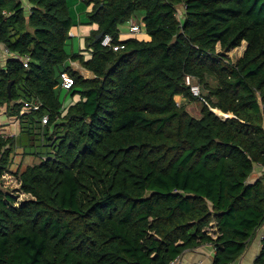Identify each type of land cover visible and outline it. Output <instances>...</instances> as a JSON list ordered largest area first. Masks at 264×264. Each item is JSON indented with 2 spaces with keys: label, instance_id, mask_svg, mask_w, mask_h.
Returning <instances> with one entry per match:
<instances>
[{
  "label": "trees",
  "instance_id": "16d2710c",
  "mask_svg": "<svg viewBox=\"0 0 264 264\" xmlns=\"http://www.w3.org/2000/svg\"><path fill=\"white\" fill-rule=\"evenodd\" d=\"M85 1L97 28L76 51L69 0H0V42L29 57L0 60V264H170L203 244L238 261L264 225V0ZM138 11L147 38L122 39ZM20 147L39 161L12 170Z\"/></svg>",
  "mask_w": 264,
  "mask_h": 264
},
{
  "label": "crops",
  "instance_id": "0c3cea01",
  "mask_svg": "<svg viewBox=\"0 0 264 264\" xmlns=\"http://www.w3.org/2000/svg\"><path fill=\"white\" fill-rule=\"evenodd\" d=\"M23 2L24 4H27L26 0H23ZM69 4L71 5V13L75 21V26L72 28V32L75 36L72 39L77 38L76 40H73L74 42L73 49H75L76 51H80L82 50V48H84L82 46V38H85L86 36L90 35L91 32L97 28V25L81 23V20L84 17V12L88 8L85 0H69ZM132 22H135L134 19L123 23L124 24L123 30L125 32H128V34L130 33V37L132 35L130 31ZM142 29H143V26H142ZM120 30H121V38H123L122 29L120 28ZM136 36L147 38L145 29L142 30L141 33L136 34ZM83 52L86 54V56L90 55V52L88 50L83 51ZM0 53H1L0 60L2 62H5L9 58V55L5 54L2 50L0 51ZM71 64L76 69L80 70L81 74L84 75L86 78L93 76L92 71L83 67L80 62L71 61ZM62 94L64 95V101L66 102V104H70L71 102H74L79 97L77 95L74 96V98L70 97L66 89L62 90ZM11 126H7V128L9 129L11 128ZM12 128H13V131L16 132V127L14 125L12 126ZM263 173H264V165H257L255 168L254 175L251 178V180L252 181L256 180ZM262 234H264V225L258 230V233L256 234V236L249 243V246L247 250L245 251V253L238 259V261L234 262V264H254V261L257 258L260 248H261V235ZM214 255H215L214 247L211 244H203L196 248H190V249L185 250L184 253L182 254V262L184 264H213Z\"/></svg>",
  "mask_w": 264,
  "mask_h": 264
},
{
  "label": "rangeland",
  "instance_id": "374dc122",
  "mask_svg": "<svg viewBox=\"0 0 264 264\" xmlns=\"http://www.w3.org/2000/svg\"><path fill=\"white\" fill-rule=\"evenodd\" d=\"M143 15H144V12L138 11L136 16L134 17V21L136 23H139L142 26H144ZM123 25L124 24L120 25V28L122 29V33H123L122 34V36H123L122 39L129 38L130 37V33L128 34V32H125L123 30V27H124ZM133 36H136V34H132L131 35V37H133ZM76 39L77 38L69 40V48H71L72 43H74L73 40H76ZM82 46L85 47V38H82ZM246 46H247V43H246V41H244L241 46L228 51L227 54L231 58L232 61L236 62L238 60V58H240L243 55ZM218 49L220 50V47H218ZM188 82H190V81H188ZM191 83L192 84H198L196 80L191 81ZM200 87L202 89V86H200ZM78 99H79V97H78ZM179 101H181V100H179ZM187 106H188L189 110L194 115H200L201 106H202V104L200 102H191ZM215 109H216L217 112H219L218 113L219 115H221L223 118H225V114H227V113L224 114V112H220L217 108H215ZM1 111L2 112H0V126H4L5 129H8L7 126H11L12 123L10 124L9 118L4 113L5 107ZM21 159H23V160H21ZM38 161L39 160H36V158L33 155H30V154L25 155L24 149H22V147H20V148H17V153H16V156H15V160H13L11 168H12V170H16V171H17V168L22 170L28 164H32V163H35V162H38ZM2 182H3V186L6 189H9L11 192H13L14 194L17 195V200L18 201H23V200H25L27 198L28 195H26L25 193L19 191L20 183H19V181L17 179V176H16L14 171L8 172L4 176V181H2Z\"/></svg>",
  "mask_w": 264,
  "mask_h": 264
},
{
  "label": "built area",
  "instance_id": "2783aa9c",
  "mask_svg": "<svg viewBox=\"0 0 264 264\" xmlns=\"http://www.w3.org/2000/svg\"><path fill=\"white\" fill-rule=\"evenodd\" d=\"M27 4H26V8H30V3L29 0H26ZM5 14H8V12L4 11ZM130 31L133 34H139L142 32V26L138 23L133 22L131 27H130ZM70 35H74L73 32H70ZM101 44L105 47H110L113 48L115 50H118L120 47H124L123 45H118V44H114L113 43V37L109 34H106L105 36H103ZM3 51L5 54L13 57H20L23 60L24 65L27 67L28 63H29V57L28 56H20L19 54L13 53L6 45H4L3 43L0 42V51ZM0 57H1V53H0ZM61 78H62V82L61 85L65 88L68 89L70 88L73 83H74V78L67 72V71H63L61 73ZM191 90L193 92L194 95L196 96H200L201 95V90H200V86L198 84H192L191 85ZM203 100L204 98L201 97ZM25 107H28L30 105H32V102L30 101H25L24 103ZM216 111V109H214ZM217 112V111H216ZM218 113V112H217ZM225 114V113H224ZM226 116V114H225ZM43 122L47 123L48 122V115H45L43 117ZM264 237V235H261V239ZM170 264H184L182 262V256H178L177 258H175ZM229 264H234V263H229Z\"/></svg>",
  "mask_w": 264,
  "mask_h": 264
},
{
  "label": "water",
  "instance_id": "95a60500",
  "mask_svg": "<svg viewBox=\"0 0 264 264\" xmlns=\"http://www.w3.org/2000/svg\"><path fill=\"white\" fill-rule=\"evenodd\" d=\"M103 36V32H100L99 34L96 35L95 37V42H97L101 37ZM12 84H13V81L9 82L8 84V90H9V93L11 92V87H12ZM220 112H222L220 109H218ZM219 113V112H218ZM231 114H226L225 117H228L230 116Z\"/></svg>",
  "mask_w": 264,
  "mask_h": 264
}]
</instances>
